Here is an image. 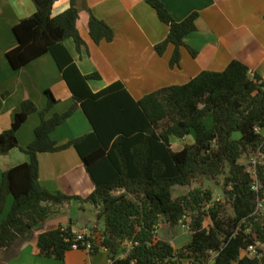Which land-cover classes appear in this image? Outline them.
Masks as SVG:
<instances>
[{"label":"trees","instance_id":"1","mask_svg":"<svg viewBox=\"0 0 264 264\" xmlns=\"http://www.w3.org/2000/svg\"><path fill=\"white\" fill-rule=\"evenodd\" d=\"M58 0H32L37 12L17 24L18 46L7 53L15 71L51 54L71 90L74 104L64 114L47 118L57 100L47 91L48 106L39 111L27 100L21 104L11 128L0 134V156L20 148L17 134L27 119L39 113L41 123L34 141L21 150L29 162L7 170L0 188V219L7 200L13 197L9 215L0 221V252L41 226L61 207L72 201L99 208L105 228L92 252L104 248L111 264H264V258L245 254L250 247L264 252V81L244 63L234 60L222 72L203 71L184 85L150 93L135 101L121 82L93 93L89 81L101 80L99 73L83 75L65 46L73 39L77 50L85 45L79 33V2L52 16ZM168 27L167 38L156 45L162 56L175 47L172 68L181 62V48L193 57L198 52L185 43L197 31V13L176 21L161 0H145ZM89 35L96 44L112 42L114 31L90 11ZM81 106L93 131L65 145L52 135ZM212 118L211 125L208 124ZM258 129V131H257ZM194 143L174 151L171 139ZM74 147L94 185L87 198L53 193L39 181L40 153H57ZM259 157L256 168L251 159ZM243 159L250 160L251 172ZM224 177V200L199 186L173 198L175 186H192L201 180ZM255 187L258 189L256 190ZM259 205H262L259 208ZM211 221L206 227V221ZM183 224L192 234L186 246L175 249L158 238L161 225ZM96 232V231H94ZM72 227L40 234L39 255L64 261L76 242Z\"/></svg>","mask_w":264,"mask_h":264},{"label":"crops","instance_id":"2","mask_svg":"<svg viewBox=\"0 0 264 264\" xmlns=\"http://www.w3.org/2000/svg\"><path fill=\"white\" fill-rule=\"evenodd\" d=\"M161 1L178 22L194 13L199 15L197 31L185 38V43L198 55L193 57L186 48H181L180 65L174 68L170 66L175 50L173 45L162 56L155 50L156 45L167 38L169 29L145 0L79 2L78 28L85 45L78 51L75 41L68 39L65 46L83 75H101V80L89 81L93 93L121 82L129 95L139 101L160 89L184 85L203 71L222 72L234 60L244 63L251 74L259 75L264 81V0ZM70 5L71 0H58L52 16L64 13ZM87 9L113 29L112 42L94 43L87 27ZM36 12L32 0H0V134L11 128L24 101H33L39 111L47 108V91L57 100L47 118L64 114L74 104L71 90L51 54L38 58L20 71H15L7 59V53L18 46L14 27ZM40 123V114H32L17 134L20 148L0 156V188L7 170L29 162V156L21 148H27L34 141L35 130ZM92 131L90 121L79 106L73 116L57 128L52 138L59 145H65ZM39 166L40 184L50 192L87 198L95 190L74 147L57 153H40ZM12 205L13 197H9L0 221L9 215ZM54 209L56 213L31 231L26 239L18 241L8 251L0 252V264L112 263L104 248L97 252L74 248L67 252L64 261L40 256L38 238L44 232L71 226L73 232L89 230L92 238L99 241L105 228L104 220L99 219V208L91 203L74 200ZM210 224L206 221L205 226ZM175 227L161 225L158 238L170 242L177 249L173 242ZM183 228L187 229L184 225Z\"/></svg>","mask_w":264,"mask_h":264},{"label":"rangeland","instance_id":"3","mask_svg":"<svg viewBox=\"0 0 264 264\" xmlns=\"http://www.w3.org/2000/svg\"><path fill=\"white\" fill-rule=\"evenodd\" d=\"M212 118H209L208 124L211 125ZM172 147L174 151H180L184 148L187 144H193L194 143V136H188L185 140H179L177 138L171 139ZM241 163L247 165L248 169L253 172V168L250 167V160L249 159H243ZM223 183H224V177H219L217 180H201L192 186H175L172 189V195L173 198H178L180 196L186 195L194 188H197L199 186H202L203 188L210 189L214 192V198L215 200H224V195L222 193L223 189ZM209 223L211 221L208 219ZM175 232V239H174V245L177 249H180L187 244L191 242L192 234L189 230L183 228V224H179L174 228ZM233 264H237L236 262Z\"/></svg>","mask_w":264,"mask_h":264},{"label":"built area","instance_id":"4","mask_svg":"<svg viewBox=\"0 0 264 264\" xmlns=\"http://www.w3.org/2000/svg\"><path fill=\"white\" fill-rule=\"evenodd\" d=\"M257 131H258V129H257ZM261 160L262 159L259 157L252 158L251 164H253V166L256 168V165L258 163H260ZM255 189L257 190L258 188L255 187ZM261 207H262V205H259V208H261ZM74 234L77 235L76 242H83L84 245L86 246L85 249H87L88 251L93 250V243L89 240L92 237L89 230H85L83 232H74ZM75 248H77V247L75 246ZM263 248H264L263 246L260 247L261 250ZM245 254L251 258H258V259L264 258V252H259L256 247H250L247 251H245Z\"/></svg>","mask_w":264,"mask_h":264}]
</instances>
